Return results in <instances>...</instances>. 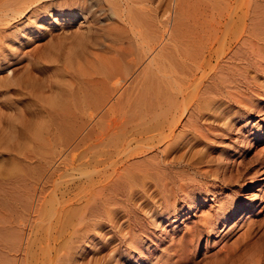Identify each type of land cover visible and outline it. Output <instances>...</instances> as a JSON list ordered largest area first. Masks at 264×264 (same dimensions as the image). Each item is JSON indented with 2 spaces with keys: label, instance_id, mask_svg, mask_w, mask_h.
Masks as SVG:
<instances>
[{
  "label": "bare ground",
  "instance_id": "6f19581e",
  "mask_svg": "<svg viewBox=\"0 0 264 264\" xmlns=\"http://www.w3.org/2000/svg\"><path fill=\"white\" fill-rule=\"evenodd\" d=\"M40 1L17 0L11 14L29 9L35 20L39 9L48 17L57 11L40 4L31 10ZM193 2L178 26L167 20L152 36L148 16L135 18L133 34L143 47L137 69L147 78L133 106L116 108L99 124L93 114L120 104L138 84L139 71L120 68L116 48L112 55L110 47L86 48L93 106L84 150L75 148L70 162L61 161L68 165L57 183L61 198L54 202L47 191L45 219L10 225L0 213V264H83V244L96 247L87 232L78 235L86 220H94L99 241L109 233L118 237L107 255L113 264H264V215L252 219V209L263 205L254 184L264 180V171L244 181L239 194L236 169L242 152L264 136V0ZM138 4L150 13L147 0ZM67 229L74 243L63 239Z\"/></svg>",
  "mask_w": 264,
  "mask_h": 264
},
{
  "label": "rangeland",
  "instance_id": "374dc122",
  "mask_svg": "<svg viewBox=\"0 0 264 264\" xmlns=\"http://www.w3.org/2000/svg\"><path fill=\"white\" fill-rule=\"evenodd\" d=\"M16 1L0 0V213L8 215L2 219H6L10 225L13 220L18 222L22 218H29L30 222L35 219L36 225L37 221L41 222L39 219L43 216V210L49 209L47 199L53 193L56 196L50 199H54V202L61 198L60 188L56 190L59 186L57 183L61 182V175L68 168V165L65 168L61 161L66 158L67 163L70 162L69 152L75 148L77 153L84 150L83 138L87 130L90 108L93 106L86 89L87 65L90 61V58L85 59L86 48L90 51L93 47H110V55L115 53L113 57L118 58L116 60L119 61L120 68L137 72L143 47L141 38L133 34L136 33L135 18H142V12L148 16L152 36V32L165 25L167 20L169 26H178L181 21L180 13L192 10L194 2L147 0L151 10L149 13L144 12L138 4L142 0H41L33 5L34 7L31 6V10L40 4L44 7L49 5L53 10H70L76 14L71 17H59L55 11L48 17L43 9H39L36 11L38 17L33 20L28 16L29 9L20 16H12ZM137 26V29H141ZM112 48H116V52ZM159 63L161 64L160 59ZM140 72L138 84L128 92L127 97L120 104L111 106L104 114H93V124L111 120L113 111L118 107L133 106L136 102V91L148 74L146 71ZM260 109L264 111V103L260 105ZM254 145L256 148L242 152L245 153L243 163H237L239 194L242 192L244 181H249L255 173L258 175L264 171V136L257 139ZM227 159H232V154L228 155ZM58 167L61 172L58 171L60 174L56 175L54 171ZM52 182L56 187L51 185ZM35 187L41 190L36 188L37 194L34 193L31 197ZM254 190H260L264 199V180L257 181ZM47 191L53 193L48 195ZM31 202L34 209H30ZM31 210L33 212L29 213ZM252 212L253 220L262 217L264 201L261 208L252 209ZM66 216L71 218L70 213L64 214L63 217ZM61 219L65 224V218ZM139 219H143L142 215ZM15 221L13 223H16ZM88 222L89 225L86 224ZM86 223V229L84 226L79 232L81 235H78L82 236L87 232L96 247L91 248L87 243L83 244L85 250L83 257H80L83 264H93L94 261H100L96 264H113L112 258L108 259V256L112 257L109 250L112 252L119 243L118 237L112 233L105 234L106 239L101 242L91 228L94 220H86ZM108 229L104 228L103 232ZM69 232L67 229L63 235L66 243L70 241H67ZM71 237L68 239L75 241ZM104 254L105 257H102ZM142 255L146 258L147 252L143 250ZM135 264L150 263L141 261Z\"/></svg>",
  "mask_w": 264,
  "mask_h": 264
}]
</instances>
